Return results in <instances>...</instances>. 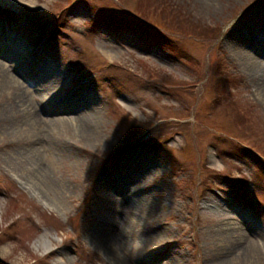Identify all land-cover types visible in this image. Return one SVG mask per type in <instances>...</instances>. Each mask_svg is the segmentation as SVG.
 <instances>
[{"label": "rangeland", "instance_id": "rangeland-1", "mask_svg": "<svg viewBox=\"0 0 264 264\" xmlns=\"http://www.w3.org/2000/svg\"><path fill=\"white\" fill-rule=\"evenodd\" d=\"M203 1L0 0L14 77L0 69V264H240L249 241L264 264L262 78L232 46L264 62V0ZM80 100L103 139L26 124L29 111L75 117L63 103ZM114 178L118 191L100 190ZM132 199L140 218L125 223ZM115 231L118 251L103 241Z\"/></svg>", "mask_w": 264, "mask_h": 264}, {"label": "bare ground", "instance_id": "bare-ground-1", "mask_svg": "<svg viewBox=\"0 0 264 264\" xmlns=\"http://www.w3.org/2000/svg\"><path fill=\"white\" fill-rule=\"evenodd\" d=\"M202 5L204 7H209L213 5V2H208L203 1ZM257 23V22H256ZM263 24L260 22V27L259 28H264L262 26ZM2 26L0 27V44L2 45L3 43H9L10 42V38L11 35H8L7 33H2ZM263 42L260 45V47L257 48L256 54L259 57H263L264 58V39H262ZM5 45V44H4ZM233 49L236 50L237 54L244 60V65L248 68L249 71H254V73H256L257 75H259V77L262 78V84H261V89L263 91L264 94V62L262 59H259L257 56H253L252 54L249 53V51L245 48H243L240 44L234 42L232 44ZM6 52L3 51L2 49H0V56H5ZM32 63V62H31ZM37 65L32 63L29 65H23L21 66L22 70L20 69V72L22 73H28V69L33 70L34 68H36ZM40 68V67H39ZM0 69H3V64H1L0 61ZM2 82L3 84H10L12 83L13 80V76L9 74V72L4 71L3 75H2ZM49 82L45 83L44 87L48 84ZM39 96V95H38ZM33 97V95H32ZM40 99V97H39ZM68 99H73V96H71ZM20 101L22 105H25V107H34L32 100L30 101L29 98V94H23L20 95ZM35 101V99H34ZM38 101V100H37ZM39 104L43 103V101H38ZM65 108H70V111L75 112V117L72 118H61L59 116L56 117V114L51 112L52 116L49 118H46L45 120L41 119L40 115L38 112L36 111H29L27 113V121L26 124H29L31 126V133H33L32 131L35 132V128H36V134H37V124H40L41 127V134L42 131L45 132H49L51 131V135L52 133L54 134H62V133H72L75 136H78L80 138H84L87 140H98V139H103L101 138V134H99V131L97 130V124L95 121L94 116H86L84 114L85 109L89 110L90 108V104L89 102H83L82 100L76 102V103H70L69 104H65ZM93 105V104H92ZM47 106V105H46ZM59 109V108H58ZM32 110V108H31ZM82 110V112H81ZM46 111V110H45ZM49 112V111H46ZM25 125V122H24ZM28 131V129H27ZM96 133V134H95ZM36 150V149H35ZM33 150L29 153V155H27V158L30 159L36 166V170L40 173L41 177H42V183L43 185L46 186V188L50 191V194H53L55 197H57L58 192L57 190H59V186H57V179L55 178V174L54 171L52 170V166H50L48 163L44 162L39 159L38 161V156L36 151ZM117 167V169L120 171V178L122 177L121 180H125V178H129L131 179V176H128L125 174L126 171H128L130 169V166H128V164H126L125 167L123 166H119V164L117 163L115 165ZM128 166V167H127ZM127 176V177H124ZM119 181V180H118ZM127 181H125L124 185L126 184ZM118 182L117 179H113V180H108V181H100L99 182V188L101 191H103L104 193H108V191H114L117 190L118 188ZM118 191V190H117ZM140 200V199H139ZM139 200L134 201V199L129 200L126 202V207H127V212L130 214L129 217L127 218V215L123 218L125 223H128V219H130L131 221H133V219L135 220H139L140 216H139V208H140V204L141 202ZM143 205V204H142ZM130 225V224H129ZM218 232L222 233L223 235L226 232L225 229L223 228V226H221L220 228H218ZM115 234V235H114ZM113 235H111V233H109V236L106 235L104 237V242L106 244V246L110 247L111 249H115L118 251L117 249V245H119L120 240L118 239V237L116 236L117 233L116 231L114 232ZM119 235V234H118ZM230 233L228 234L227 237H229ZM39 245L45 247V248H52L51 246V241L50 240H45V237L42 236L39 239ZM256 243L249 241L246 244L243 245L242 249H240L239 252V256L237 257V259H239L240 264H250L252 258L255 256L256 252H260L258 251L260 249V247L258 246ZM120 251V250H119ZM253 252V254H251ZM230 263V262H229Z\"/></svg>", "mask_w": 264, "mask_h": 264}]
</instances>
